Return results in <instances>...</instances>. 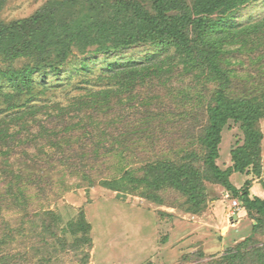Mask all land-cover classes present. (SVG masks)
<instances>
[{
  "label": "trees",
  "instance_id": "trees-1",
  "mask_svg": "<svg viewBox=\"0 0 264 264\" xmlns=\"http://www.w3.org/2000/svg\"><path fill=\"white\" fill-rule=\"evenodd\" d=\"M253 1L51 0L29 17L0 20V156L6 158L0 165V264H18L2 245L16 242L26 232L25 220L13 225L8 213H20L27 223L41 215L44 232L55 234L59 216L54 210L32 214L35 201L48 199L58 182L54 172L65 169L94 183L92 172L102 159L117 155L125 160L135 140H158L167 113L164 102L152 93L158 88L168 90L175 71L207 89L216 85L198 135L202 151L194 154L195 149H190L178 160L148 162L141 176L126 169L120 176L105 178L106 183L134 190L141 184L152 192L174 189L186 199L188 210L198 212L206 197L204 181L209 180L239 199L255 221V231L264 230V198L251 193L255 178L264 188L260 123L264 119V16L244 25L234 22L236 12ZM2 5L0 0V10ZM142 44L152 47L144 61H111L93 76V55L115 54ZM77 53L89 56L77 57L69 84L73 76L81 78L77 86L83 92L68 104L39 102L46 90L58 87L49 84V76L61 77L72 69ZM246 56L252 69H244ZM237 79L253 84V91L231 96ZM191 94L183 91L178 106H185ZM183 116L188 118L186 112ZM232 122L243 139L231 149L232 164L222 168L217 163L220 145ZM178 127L195 131V123ZM19 147L22 152L16 151ZM14 153H22L16 168L8 160ZM238 172L247 175L240 187L231 179ZM72 227L69 232H82L75 247L81 241L89 244L90 225L84 211L78 215L77 228ZM250 239L225 256L228 262L264 264V246H249Z\"/></svg>",
  "mask_w": 264,
  "mask_h": 264
},
{
  "label": "rangeland",
  "instance_id": "rangeland-1",
  "mask_svg": "<svg viewBox=\"0 0 264 264\" xmlns=\"http://www.w3.org/2000/svg\"><path fill=\"white\" fill-rule=\"evenodd\" d=\"M2 1L0 20L10 22L31 16L51 0ZM263 16L264 0H255L236 12L234 22L244 25ZM151 49L150 45L142 44L115 54L97 53L93 55L95 59L93 76L101 72L102 67L111 61L119 63L144 61L152 52ZM84 56L86 55L77 53L74 57L76 58L74 66L63 76H49V84L58 87L46 90L38 101L50 99L49 101L68 104L75 95L82 93L77 86L81 78L73 76V81L69 84L71 82L69 76L74 67H77L79 59ZM244 59L246 60L244 69H252L248 57ZM92 83H96L95 80H92ZM248 84L237 79L231 88L232 92L229 93L231 96H239L243 95L244 90L253 91L254 85ZM168 88V90L158 88L152 93L164 102L163 108L165 114L167 113L166 120L159 127L165 130L159 131L161 134L157 141L139 138L135 140L136 143H131L129 147L131 151L126 152L125 160L117 155L102 159L92 172L95 177L94 183L71 175L65 169L62 173L54 172L58 182L55 183L48 199L34 200L32 214L36 215L41 210H54L59 216L57 225L54 226L55 234L44 232V217L41 215L36 217L34 223H27V217L21 219L20 213H8L7 218L13 225H20L25 220L26 232L22 236H17L16 242L3 244V252L14 255L18 264H231L225 256L235 252L246 239L251 238L249 246H264V230H254L255 221L247 215L239 199L220 184L204 181L206 197L202 210L192 212L187 209L186 199L174 189L165 187L152 192L141 184L134 190L113 187L106 183L105 178L120 176L126 169H133L136 175L141 176L148 162L158 159L178 160L186 156L190 149H195L194 154L202 151L197 143L198 135L206 122V106L216 85H209L207 89L204 84H197L188 76H179L178 71H175ZM185 90L192 94L188 96L185 106H178V98L183 97ZM181 112H186L189 119H185L186 116L184 118V113L181 115ZM189 114L195 115V119H191ZM192 121L195 123L194 132L184 131L182 127H178L180 124L185 127L194 124ZM260 123L264 133V119ZM118 127L124 126L122 124ZM242 139L241 129L233 122L230 128L224 130L220 145L221 155L217 160L222 168L232 164L231 149ZM122 145L124 141L120 146ZM16 151L22 152L23 147ZM201 154L198 158L199 165L202 162L199 160ZM21 155L22 153H14L8 157L12 167H17ZM5 159L0 156V165ZM262 160L264 179V139ZM246 178L247 175L239 172L231 177L238 187L243 185ZM251 193L264 198V188L258 178L254 179ZM236 200L238 205L233 206ZM81 211H84L86 221L90 225L91 247L85 241L78 242L75 247L76 240L82 236V232H69L70 227L77 228V218ZM2 237L3 231L0 230V242Z\"/></svg>",
  "mask_w": 264,
  "mask_h": 264
},
{
  "label": "built area",
  "instance_id": "built-area-1",
  "mask_svg": "<svg viewBox=\"0 0 264 264\" xmlns=\"http://www.w3.org/2000/svg\"><path fill=\"white\" fill-rule=\"evenodd\" d=\"M238 205V201H234V205L233 206H237Z\"/></svg>",
  "mask_w": 264,
  "mask_h": 264
}]
</instances>
